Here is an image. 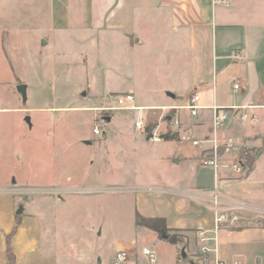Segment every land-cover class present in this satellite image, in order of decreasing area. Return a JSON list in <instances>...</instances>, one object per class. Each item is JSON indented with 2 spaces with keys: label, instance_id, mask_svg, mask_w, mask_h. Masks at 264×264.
I'll use <instances>...</instances> for the list:
<instances>
[{
  "label": "crops",
  "instance_id": "crops-1",
  "mask_svg": "<svg viewBox=\"0 0 264 264\" xmlns=\"http://www.w3.org/2000/svg\"><path fill=\"white\" fill-rule=\"evenodd\" d=\"M52 1L44 28L50 30L56 41L60 38L64 43L88 45L106 41L118 74L121 60L123 67L128 65L138 45L140 59L147 67L143 72L155 76L154 80L156 76L162 77L157 86L145 88L143 103L133 101L139 108L133 110L152 111L146 118L139 114L147 123L141 130L147 139L154 129L162 136L160 142L180 140L184 132L204 138L211 130L212 106L234 107L229 109L230 117L220 135L232 136L242 144L244 169L237 172L231 167V155H224L215 169L202 166L200 149L188 143L172 150L170 160L177 164L175 174L128 188L133 190L129 198L131 213L122 231L111 241L107 234L103 235L107 245L99 240L104 226L110 229L114 223L109 216L99 218L97 209L92 207L107 205L110 199L86 192L73 195L82 188L107 187L66 186L80 184L68 173L53 177L50 184H57L48 187L63 192L24 198L20 196V186L3 184L0 264H114L119 250L129 255L124 264H178L181 260L190 264H264V0H228V4L218 0ZM14 2L17 6L19 0H0V22L4 17L17 15V11L13 12ZM182 42L187 48L180 51ZM81 54L84 57L85 52L77 49L73 58L78 60ZM184 59L188 81L172 87V81L166 78L179 76L178 65ZM159 61L166 63L158 66ZM125 76L128 79L124 87L117 90L135 96L138 89L134 73L126 72ZM234 79L241 81L237 90L232 87ZM166 91L174 93V97L166 95ZM194 92L200 97L196 116L180 107ZM175 99L179 102L174 103ZM242 114L246 117L242 118ZM170 117H177L179 125H174ZM179 191L192 192V196ZM67 193L70 195L65 196ZM214 195L229 205L240 200L256 210L227 206L216 209ZM67 204L74 213L94 211L93 219L90 222L78 213L65 215L63 207ZM19 207L22 210L17 213ZM136 213L163 220L170 233L179 232L183 239L168 240L163 226L136 224ZM218 216H223L222 221H216ZM81 229L92 241L85 252L77 248L79 243L75 239L78 232L84 233ZM143 237L147 243L141 242ZM143 247L153 252V261L142 253Z\"/></svg>",
  "mask_w": 264,
  "mask_h": 264
},
{
  "label": "rangeland",
  "instance_id": "rangeland-1",
  "mask_svg": "<svg viewBox=\"0 0 264 264\" xmlns=\"http://www.w3.org/2000/svg\"><path fill=\"white\" fill-rule=\"evenodd\" d=\"M52 4V0H19L17 6L13 3V12L17 11V15L4 17L0 22V186H20V196L24 198L41 197L49 192L39 190L57 184H50L53 177L71 173L80 184L66 186L107 187L73 192V195L86 192L110 199L107 205L92 207L97 209L99 218L109 216L114 223L110 229L104 226L99 240L100 244L107 245L103 235L113 239L122 231L131 213L129 198L133 190L128 188L174 175L177 164H171V152L187 144L180 140L154 142L147 139L134 123L141 114L146 118L152 111H103L102 108L115 105L117 96L123 93L117 89L124 87L128 79L126 72L134 73L132 77L138 89L135 104L143 103L145 88L157 86L162 77L156 76L154 80L155 76L143 72L147 67L140 59L138 45L128 65L123 67L121 60L118 74L111 59V46L106 41L90 45L64 43L60 38L56 41L50 30L44 28ZM42 38L47 42L40 46ZM182 43L180 51L187 48V44ZM77 49L85 52L78 60L73 58ZM125 60L128 62L127 58ZM165 63L159 61L157 65ZM178 72L177 78H166L172 81V87H180L188 81L184 73L185 59L179 63ZM20 82L28 85L25 107L15 89ZM33 107L38 109H31ZM184 113L187 112L184 110ZM27 114L33 123L30 127L24 120ZM102 116H110V120H100ZM99 121L100 134H95L93 127ZM13 179L16 183H9ZM63 210L69 217L78 213L90 222L95 214L94 211L93 214L90 211L74 213L70 204ZM82 231L84 233L78 232L75 239L79 243L77 248L85 252L92 241L87 232ZM173 235L183 239L179 232ZM141 242L148 240L143 237Z\"/></svg>",
  "mask_w": 264,
  "mask_h": 264
},
{
  "label": "built area",
  "instance_id": "built-area-1",
  "mask_svg": "<svg viewBox=\"0 0 264 264\" xmlns=\"http://www.w3.org/2000/svg\"><path fill=\"white\" fill-rule=\"evenodd\" d=\"M221 1L224 4H228V0H218ZM238 56V54H237ZM233 90H237L241 87V81L239 79H234L233 82ZM199 94L197 92H194L190 94L185 101L183 107L187 109L192 116H196L198 113V110L200 108L199 104ZM134 101V96L131 92H124L121 93L117 96L116 99V104L112 106H107L102 108L103 111L109 112V111H114L118 109H127V110H133V109H139L138 107L133 105ZM180 107H176L174 109H178ZM213 108V117H212V126L209 135H207L204 138H196L194 137L191 133L184 132L180 135V140L188 143L192 147H196L200 149V157H199V163L202 166L205 167H210L215 169L217 166H219L220 160L224 155H231V161L230 165L231 167L237 171L240 172L244 169V159L242 157V151L243 147L242 144L237 141L234 137L232 136H221L220 131L222 127L224 126L227 118L229 117L230 110L232 108H224L220 107L217 105L212 106ZM246 115L242 114V118H245ZM105 117H100V120H103ZM170 120L173 122L174 125L178 126L179 121L176 118H171ZM147 123L145 122V119L143 117H138L135 120L134 126L139 129V130H144L146 127ZM100 121L96 122L94 127H93V132L95 134H100ZM162 139L161 134L154 129L151 132V135L149 136V140L152 141H159ZM147 190H153L152 188H148ZM39 191H48V192H53V193H61L64 190H61L60 188H44ZM170 193H176V190L174 189H169L168 190ZM180 192V191H179ZM186 196H192V192L189 191H184L180 192ZM213 204L214 208H221L222 206H227L232 209H238V210H256V208L246 202L243 201H235L233 205H229L226 202H222L221 198L218 197L217 195L213 196ZM223 216H218L216 218V221H222ZM200 241H202V238L200 237ZM206 247H202V251H205ZM142 253L148 258L153 261L154 260V254L153 252L147 248L143 247L142 248ZM129 255L126 251L119 250L115 253L114 255V264H124L128 261ZM178 264H190L189 262L186 261H180Z\"/></svg>",
  "mask_w": 264,
  "mask_h": 264
},
{
  "label": "water",
  "instance_id": "water-1",
  "mask_svg": "<svg viewBox=\"0 0 264 264\" xmlns=\"http://www.w3.org/2000/svg\"><path fill=\"white\" fill-rule=\"evenodd\" d=\"M45 43H46V40L42 38L40 40V46L44 45ZM27 88H28V85L26 83H24V82H20V83L15 85V89L18 92V94L20 95L21 105L23 107L26 106L27 101H28ZM166 95H168L170 97H174V93H172L170 91H166ZM24 120L27 122V124L29 126H31L30 116L28 114L25 115ZM86 142L88 143L89 141H86ZM12 182H15V180L13 179ZM21 210H22V207H19V209L17 210V213H20ZM185 254L186 253H185V250H184V247H183L182 250H181L182 257H184Z\"/></svg>",
  "mask_w": 264,
  "mask_h": 264
},
{
  "label": "trees",
  "instance_id": "trees-1",
  "mask_svg": "<svg viewBox=\"0 0 264 264\" xmlns=\"http://www.w3.org/2000/svg\"><path fill=\"white\" fill-rule=\"evenodd\" d=\"M135 222L138 225H145L147 227H152V228H156V227H164V232L166 234H168V240L172 241V242H176L180 239H176V237L173 235V233H170L168 229H166L163 220L155 218V219H148L145 217H142L141 215H139L138 213L135 214ZM10 254V252H8ZM187 258V257H186ZM185 258V259H186ZM184 259V260H185Z\"/></svg>",
  "mask_w": 264,
  "mask_h": 264
}]
</instances>
